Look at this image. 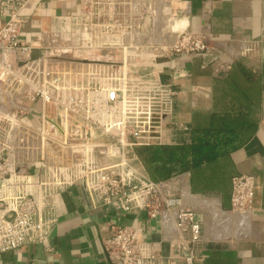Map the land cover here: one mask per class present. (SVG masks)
<instances>
[{"label": "built area", "instance_id": "2783aa9c", "mask_svg": "<svg viewBox=\"0 0 264 264\" xmlns=\"http://www.w3.org/2000/svg\"><path fill=\"white\" fill-rule=\"evenodd\" d=\"M65 1L73 12L60 16L59 26L39 45L23 39L33 0L0 1V253L24 244L49 248L56 195L78 185L91 208L137 210L158 220V242L144 239L138 225L109 224L101 243L111 261L171 264L172 256L161 250L167 241L178 244L175 258L182 264H194L207 222L196 218L195 205L185 202L173 182L182 173L154 181L135 152L138 146L166 144L161 142L166 126L188 130L172 119L177 95L172 83L147 67L158 58L219 47L243 58L256 41L174 26L166 9L172 0ZM54 44L90 62L56 66L46 52ZM116 49L121 61L114 58ZM128 51L143 56L145 67L126 65ZM52 144L58 145V158L48 153ZM255 187L252 173L234 174L228 212L246 221ZM216 212L208 214L211 224Z\"/></svg>", "mask_w": 264, "mask_h": 264}, {"label": "crops", "instance_id": "0c3cea01", "mask_svg": "<svg viewBox=\"0 0 264 264\" xmlns=\"http://www.w3.org/2000/svg\"><path fill=\"white\" fill-rule=\"evenodd\" d=\"M166 9L174 26L182 28L179 23L183 22L185 28L193 31L208 28L214 38L256 41L255 50L247 57L232 58L219 47L159 62L147 69H154L162 81L172 83L177 92L172 119L188 126V130L165 127L161 142L166 144L190 141L191 126L213 110V91L217 81L225 78L229 69L223 68L227 64L231 65L230 71L238 64L249 72L251 80H259L261 97L252 111L256 129L231 153L235 174L247 172L256 177L249 218L244 221L239 214L228 212L229 194L223 198L192 193L189 172H183L173 182L185 202L195 205L196 218L207 222L204 238L196 247L194 264H264V0H172ZM73 10V5L65 0H33L27 10L23 39L33 45L46 42L51 31L59 26L60 16ZM3 22L0 14V28ZM35 123L31 114V124ZM139 164L145 171L142 162ZM55 207L57 222L49 248L41 243L24 244L0 253V264H118L108 258L101 243L111 223L138 225L142 237L153 242L161 238L157 219H149L137 210L125 214L111 206L91 208L78 185L59 191ZM213 210L219 216L211 224L212 216L208 214ZM161 250L172 256L171 264H182L175 258L178 244L162 241Z\"/></svg>", "mask_w": 264, "mask_h": 264}, {"label": "trees", "instance_id": "16d2710c", "mask_svg": "<svg viewBox=\"0 0 264 264\" xmlns=\"http://www.w3.org/2000/svg\"><path fill=\"white\" fill-rule=\"evenodd\" d=\"M224 74L213 91V110L191 126L189 142L136 147L135 152L152 180L189 172L193 193L223 198L230 194V181L235 174L231 153L256 129L252 111L259 103L261 84L251 80L249 72L238 64Z\"/></svg>", "mask_w": 264, "mask_h": 264}, {"label": "rangeland", "instance_id": "374dc122", "mask_svg": "<svg viewBox=\"0 0 264 264\" xmlns=\"http://www.w3.org/2000/svg\"><path fill=\"white\" fill-rule=\"evenodd\" d=\"M46 52H47V55L49 56V61L56 66L70 65V64L82 65V63L84 64V63L90 62L89 60H86V59L82 60L81 54L66 50L63 47L61 48V46H59L58 44H54L50 48H47ZM136 54L137 53L135 51H130L129 53H127L125 57V63L131 68L139 67L140 69H142L146 65V64H141V62H143L145 58L143 56H140L138 54L136 55ZM114 58L116 59V61H121L123 59L121 55V51L119 49L115 50ZM146 58L149 59V57H146ZM139 65H142V66H139ZM58 149L59 148L57 144H52V148L48 147L49 155L55 156L58 158L59 156Z\"/></svg>", "mask_w": 264, "mask_h": 264}, {"label": "water", "instance_id": "95a60500", "mask_svg": "<svg viewBox=\"0 0 264 264\" xmlns=\"http://www.w3.org/2000/svg\"><path fill=\"white\" fill-rule=\"evenodd\" d=\"M168 59L167 58H158L157 60H156V62H163V61H167Z\"/></svg>", "mask_w": 264, "mask_h": 264}, {"label": "bare ground", "instance_id": "6f19581e", "mask_svg": "<svg viewBox=\"0 0 264 264\" xmlns=\"http://www.w3.org/2000/svg\"><path fill=\"white\" fill-rule=\"evenodd\" d=\"M182 20L185 21L184 19H182ZM182 20H181V21H182ZM178 22H180V21L178 20ZM178 22H177V23H178ZM182 24H183V25H182ZM185 24H186V23H185ZM179 25L184 27V23H183V22H180ZM178 27H179V26H178Z\"/></svg>", "mask_w": 264, "mask_h": 264}]
</instances>
